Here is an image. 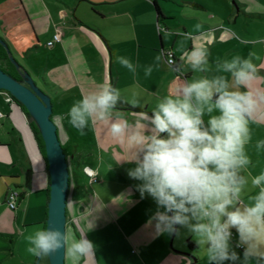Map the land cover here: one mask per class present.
I'll list each match as a JSON object with an SVG mask.
<instances>
[{
	"label": "crops",
	"instance_id": "crops-1",
	"mask_svg": "<svg viewBox=\"0 0 264 264\" xmlns=\"http://www.w3.org/2000/svg\"><path fill=\"white\" fill-rule=\"evenodd\" d=\"M249 20L264 23L260 1L0 0V38L20 65L24 83L29 74L53 104L52 117L69 162L67 235L69 240L86 235L93 242L95 254L87 264H207V252L183 229L180 237L156 233L154 222L149 224L156 203L147 195L141 198L136 187L140 182L128 176L135 164L120 162L130 155L127 143L113 138L106 122L90 123L81 134L68 122L69 109L101 86L115 87L122 97L130 100L135 95L140 100L142 108L121 102L112 110L113 118L132 124L139 112L151 114L185 81L218 74L217 61L232 59L247 45L236 38L243 25L248 34L258 35ZM226 26H233V33L220 34ZM57 33L61 41L48 47ZM197 51L207 53V72L194 73L188 63ZM170 52L174 67L166 62ZM118 56L130 59L136 72L117 63ZM251 57L257 68H264V46L260 54L252 51ZM149 65L153 71L145 76ZM258 75L264 76V69L258 68ZM258 86L264 87V81ZM0 109L6 114L0 123V264H50L49 256L28 253L26 240L47 228V159L32 120L20 106L7 104L1 92ZM249 126L246 151L251 164L243 173L249 179L242 193L245 202L258 191L251 179L264 172V148L256 149L257 141L264 139V115H254ZM135 130L130 126L126 135ZM87 167L98 173L96 183L85 173ZM12 190L21 194L15 210L7 205ZM233 233L235 244L238 237ZM66 264H71L68 256Z\"/></svg>",
	"mask_w": 264,
	"mask_h": 264
},
{
	"label": "clouds",
	"instance_id": "clouds-1",
	"mask_svg": "<svg viewBox=\"0 0 264 264\" xmlns=\"http://www.w3.org/2000/svg\"><path fill=\"white\" fill-rule=\"evenodd\" d=\"M116 59L136 72L130 59ZM188 63L194 73L208 71L204 51L194 52ZM144 71L150 76L153 66ZM217 72L185 81L151 114L139 112L132 124L113 118L112 110L121 102L142 108L140 100L135 95L128 100L118 88L105 86L83 95L67 118L81 134L90 123L106 122L112 137L127 143L130 155L120 162L135 164L128 176L140 182L136 187L141 198L147 195L156 203L149 224L154 222L157 234L194 235L197 247L206 249L207 264H264V172L251 179L258 191L248 202L242 199L249 185L243 173L251 164L246 151L250 121L257 113L264 115V87L258 86L264 76L258 75L251 58L238 55L217 61ZM133 125L135 132L127 136L126 129ZM262 148L264 139L256 143L257 151ZM26 240L28 253L36 257L65 248L71 264H87L95 254L86 235L69 240L66 232L50 226Z\"/></svg>",
	"mask_w": 264,
	"mask_h": 264
},
{
	"label": "water",
	"instance_id": "water-1",
	"mask_svg": "<svg viewBox=\"0 0 264 264\" xmlns=\"http://www.w3.org/2000/svg\"><path fill=\"white\" fill-rule=\"evenodd\" d=\"M0 43L6 47L10 59L17 66L20 65L13 58L5 41ZM27 84L19 82L0 68V90L9 92L18 100L32 116L39 127L45 144L48 172L50 175V201L48 206L47 228L50 226L67 233V206L69 192V162L59 138L58 126L53 120V104L51 98L43 92L26 75ZM50 264H66V249L61 248L49 256Z\"/></svg>",
	"mask_w": 264,
	"mask_h": 264
},
{
	"label": "rangeland",
	"instance_id": "rangeland-1",
	"mask_svg": "<svg viewBox=\"0 0 264 264\" xmlns=\"http://www.w3.org/2000/svg\"><path fill=\"white\" fill-rule=\"evenodd\" d=\"M260 1L262 4H264V0H258ZM250 10L248 9L247 13H251L249 12ZM250 22L248 23L250 25V28L255 30L257 32L258 35L256 34H248L246 31V25H243V32L241 33V37L238 38V36L236 37L237 39H240L241 43H244L246 46L243 47L237 54L238 56H241L243 58H251L252 55V51H256L258 52V54H260V51L262 50V47L264 46V23L262 24L261 22L257 21V20H249ZM247 24V23H246ZM226 28V29H225ZM225 28H221L222 30L219 31L220 34L223 35H229V32L233 33V26H226ZM227 31V32H226ZM259 39H263L262 41H260L259 43H255V40H259ZM252 44H256V45H252ZM253 61V59H252ZM259 69H264L262 67H258ZM257 68V69H258Z\"/></svg>",
	"mask_w": 264,
	"mask_h": 264
},
{
	"label": "built area",
	"instance_id": "built-area-1",
	"mask_svg": "<svg viewBox=\"0 0 264 264\" xmlns=\"http://www.w3.org/2000/svg\"><path fill=\"white\" fill-rule=\"evenodd\" d=\"M61 41V34L57 33L54 35L51 40L47 43L48 47H53L55 43H58ZM166 62L169 66L174 67L176 65L175 57L170 52L166 55ZM2 94L5 96V102L9 105H15V101L13 99V96L4 90H0ZM6 117V114L2 109H0V123L2 120ZM85 173L88 175V177L91 180V183H96L98 181V173L91 168L87 167L85 168ZM21 197V194L18 191L12 190L9 192L7 197V205L11 210H15L17 208V203L19 198ZM235 237V234L233 233V238Z\"/></svg>",
	"mask_w": 264,
	"mask_h": 264
},
{
	"label": "trees",
	"instance_id": "trees-1",
	"mask_svg": "<svg viewBox=\"0 0 264 264\" xmlns=\"http://www.w3.org/2000/svg\"><path fill=\"white\" fill-rule=\"evenodd\" d=\"M157 11L160 15H162L158 7H157ZM0 68L5 73L12 76L13 78L18 80L19 82L24 83V78L19 74L18 69L16 68V66L14 65V63L10 59V56L8 54L6 47L3 46L1 43H0ZM13 99L15 101V104L20 106L23 109V111L27 114V116L32 120L33 130L37 136V140L40 144L41 151H42L44 157L46 158L45 144H44V141L42 139L38 125L33 120L32 116L28 113L27 109L18 100H16L14 97H13ZM191 247H193V246L191 245Z\"/></svg>",
	"mask_w": 264,
	"mask_h": 264
},
{
	"label": "flooded vegetation",
	"instance_id": "flooded-vegetation-1",
	"mask_svg": "<svg viewBox=\"0 0 264 264\" xmlns=\"http://www.w3.org/2000/svg\"><path fill=\"white\" fill-rule=\"evenodd\" d=\"M11 61H12V60H11ZM14 65H15V64H14ZM15 66H16V65H15ZM16 68L18 69V72L20 73V72H21L20 69H19L20 67H17V66H16ZM15 105H16V104H15Z\"/></svg>",
	"mask_w": 264,
	"mask_h": 264
}]
</instances>
